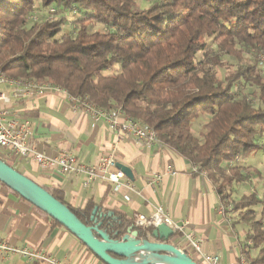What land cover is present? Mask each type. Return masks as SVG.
I'll list each match as a JSON object with an SVG mask.
<instances>
[{
	"label": "trees",
	"instance_id": "obj_1",
	"mask_svg": "<svg viewBox=\"0 0 264 264\" xmlns=\"http://www.w3.org/2000/svg\"><path fill=\"white\" fill-rule=\"evenodd\" d=\"M148 1L147 8L139 9L136 0H0V72L54 82L70 96L106 111L120 110L152 127L196 174L207 173L220 203L236 215L233 227L247 229L250 245L240 243L241 256L249 264H264V180L262 194L252 189L235 199V187L250 183L251 173L259 178L261 173L233 165L264 151V142L258 141L264 137V79L257 62L239 65L224 79L217 73L224 57L243 60L237 44L264 51V0ZM50 7L56 9L54 20H30L35 10ZM73 10L86 17L78 26H67ZM95 23L103 29L93 30ZM243 82L257 86L259 106L246 96L236 97ZM203 115L209 122L197 137L192 125ZM43 188L87 226L94 224L97 209L111 236L120 231L118 239L130 230L152 238V227L138 228L134 220L93 203L75 208L61 188Z\"/></svg>",
	"mask_w": 264,
	"mask_h": 264
},
{
	"label": "crops",
	"instance_id": "obj_2",
	"mask_svg": "<svg viewBox=\"0 0 264 264\" xmlns=\"http://www.w3.org/2000/svg\"><path fill=\"white\" fill-rule=\"evenodd\" d=\"M12 108L31 122L30 140L38 151L48 157L66 152L88 165L97 163L102 155L113 154L118 164L132 170L133 179H127L136 190L123 187L116 192L113 184L103 181L84 188L83 176H61L0 150L5 159L1 158L9 160L21 173L43 187L61 188L66 201L75 208L84 209L93 203L132 220L138 215L149 217L155 207L162 208L173 222L184 225L185 232L201 239L207 253L218 254L221 264H240L239 226L233 227L234 220L227 212H219L221 203L210 182L204 175L196 174V168L175 151L160 141L150 145L130 136L119 140L103 119L94 122L65 94L55 92L25 98L14 101ZM155 174H160L162 180L150 185L149 179ZM178 235L172 243L186 246L183 234ZM0 240L19 248L41 249L60 264H105L71 232L55 225L34 205L2 184ZM13 258L18 256L0 257V264H9Z\"/></svg>",
	"mask_w": 264,
	"mask_h": 264
},
{
	"label": "built area",
	"instance_id": "obj_3",
	"mask_svg": "<svg viewBox=\"0 0 264 264\" xmlns=\"http://www.w3.org/2000/svg\"><path fill=\"white\" fill-rule=\"evenodd\" d=\"M56 9L50 7L48 10L39 12L35 10L30 20L37 22L46 17L54 20ZM3 88V89H2ZM61 93L67 95L71 102L77 107L84 109L94 120L99 122L103 119L114 134L121 140L124 136L142 140L152 145L159 142L157 132L150 126L141 124L139 121L126 115L120 110L106 111L98 108L94 104L80 98L70 96L66 90L52 82H39L24 78H10L5 73L0 72V150L8 156H17L23 160H30L37 163L43 169L52 170L61 176L76 174L83 176L82 186L90 188L99 182H108L114 185V190L118 192L123 187L134 192V185L127 179L125 173L118 167L117 159L113 154L102 155L97 163L88 165L76 156L63 152L56 157H48L38 151L30 140L32 134L31 122L15 108H12L14 101H21L25 98L37 97L46 93ZM197 171V169H195ZM162 180L160 174H155L149 179L150 185H155ZM126 199H129L126 196ZM231 207L221 205L220 213H225ZM134 223L141 229L158 228L165 224L170 227L175 234L182 233L186 246L175 245L179 250L186 253L193 260L194 258L202 264H221L218 254H209L203 248V242L194 233L184 231V225L176 224L168 217L162 208L155 207L152 214L147 217L138 215ZM18 256L30 262L38 261L45 264H60L55 259L50 258L41 249L19 248L7 244L0 240V257L10 258ZM196 262V261H195ZM240 264H249L244 256L240 257Z\"/></svg>",
	"mask_w": 264,
	"mask_h": 264
},
{
	"label": "water",
	"instance_id": "obj_4",
	"mask_svg": "<svg viewBox=\"0 0 264 264\" xmlns=\"http://www.w3.org/2000/svg\"><path fill=\"white\" fill-rule=\"evenodd\" d=\"M118 167L133 179L129 167ZM0 182L64 226L105 264H197L172 243L175 233L165 224L154 228L152 238H142L139 232L129 230L117 239L120 231L111 236L103 229L99 221L103 216L97 215V209L91 218L94 224L85 225L68 206L1 159Z\"/></svg>",
	"mask_w": 264,
	"mask_h": 264
},
{
	"label": "rangeland",
	"instance_id": "obj_5",
	"mask_svg": "<svg viewBox=\"0 0 264 264\" xmlns=\"http://www.w3.org/2000/svg\"><path fill=\"white\" fill-rule=\"evenodd\" d=\"M136 2L138 4L139 9H145L150 4V2L148 0H136ZM74 11H76V10H73L71 13H69L68 18L71 19L72 21H70L67 26H78V24L76 22H78L79 20L86 17L85 13H83V12L79 13L77 11H76L77 12L76 13ZM93 26H94L93 30L103 29V25H100L98 23L93 24ZM62 34H63V31L60 34H58L56 39H60L62 37ZM207 41H208L209 48L212 50H215V52H216V47H215L212 39H208ZM236 48L238 50H240L243 60L238 61L235 58L230 57V56L224 57L223 60L221 61V64L219 66H217V73H218L219 77L224 79V77L226 75L231 74L239 65L244 66L246 68L249 65L253 66L257 62L259 74L264 79V51L257 52L256 50L249 48L243 44H237ZM198 58L202 59L203 53H200L198 55ZM111 73H112V71L108 72V74H111ZM52 83H54V82H52ZM242 96L248 97V99L254 105L259 106L260 102H259L257 86H254L252 84H247L246 82L240 83V85H238L237 89H236V97H242ZM208 122H209V116L208 115L200 116V118H198L197 120H195L193 122V125H192L193 134L197 137H200L201 134L205 131L204 127ZM258 141L264 142V137L258 138ZM0 157L3 158L4 156L0 155ZM4 159H5V157H4ZM7 161L9 163H11L9 160H7ZM239 164H241L245 168L251 167V168L258 170L261 173V178L257 177L255 174L251 173V179L252 180L250 181V183H248L246 185H237L235 187V189H236V192L234 195L235 199L239 198L243 193L251 192L252 189H253V191L258 192L259 194H262L263 193V180H264V151L252 153L248 158L239 159L233 165H239ZM201 174L204 175V178H206L207 181H209L206 172L202 171ZM227 214L235 222V220L237 219L236 215L232 214L230 211H228ZM239 230L242 234L241 240L243 241V243H246V236H247L246 235V232H247L246 227L245 226H239ZM246 244L250 245V242H247ZM257 253H258V251L254 250V251H252L251 254L253 256H255V255H257ZM194 261H196L197 264H202L200 261L196 260L195 258H194ZM247 262H248V260H247ZM9 264H42V263H37V262L31 263V262L27 261V259L18 257L15 259L13 258V260H11L9 262Z\"/></svg>",
	"mask_w": 264,
	"mask_h": 264
}]
</instances>
